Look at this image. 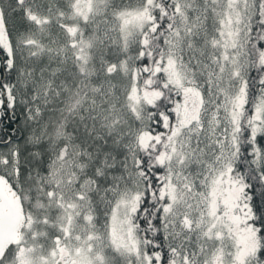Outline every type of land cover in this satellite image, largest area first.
<instances>
[{"label":"snow or ice","instance_id":"1","mask_svg":"<svg viewBox=\"0 0 264 264\" xmlns=\"http://www.w3.org/2000/svg\"><path fill=\"white\" fill-rule=\"evenodd\" d=\"M99 10L91 70L0 37V264H264V0Z\"/></svg>","mask_w":264,"mask_h":264},{"label":"rangeland","instance_id":"2","mask_svg":"<svg viewBox=\"0 0 264 264\" xmlns=\"http://www.w3.org/2000/svg\"><path fill=\"white\" fill-rule=\"evenodd\" d=\"M51 1V2H50ZM64 0H40V5L52 4L57 5L58 2ZM68 1V0H65ZM71 9L67 13L57 14L50 8H46L41 12L36 10L26 9L27 22L31 23L33 28L37 30L40 27H45V31H49L50 23H55L56 28L50 30L44 39L26 40V44H22L21 47L24 49V55L27 63L33 65L37 69V75H39V69L41 67H50L56 63L58 58L68 57V64L65 67L71 69L73 63H80L85 65L89 69V65L95 60L99 61L102 54L105 53L110 47V37L115 38L119 36L118 28L119 23L113 19L108 13L101 12L99 9L102 5L112 3V0H69ZM3 0H0L2 6V23H0V37L4 34L5 19L8 25L13 20H8V8L2 5ZM119 2V0H116ZM39 5V6H40ZM45 9V8H44ZM13 11V10H11ZM57 14V15H56ZM65 15V16H64ZM96 15L100 16L101 21L99 27L93 31V34L88 35L87 29L84 27V21H90ZM50 16L57 18L64 17L63 21L53 22ZM53 26V25H50ZM11 29V27H9ZM71 29L72 31H69ZM53 31V32H52ZM57 31V32H56ZM48 46V50L43 52L44 62H39L38 51L40 44L43 42ZM75 42V48L70 45ZM51 50V51H50ZM35 53V57H31L29 53ZM82 53V59L75 61L73 59L74 54ZM39 62V64H38ZM43 65V66H40ZM48 73L45 72V75Z\"/></svg>","mask_w":264,"mask_h":264},{"label":"trees","instance_id":"3","mask_svg":"<svg viewBox=\"0 0 264 264\" xmlns=\"http://www.w3.org/2000/svg\"><path fill=\"white\" fill-rule=\"evenodd\" d=\"M38 2H40V0H25V3L27 5H29V7L26 9H30L32 11L36 10V12H41L43 10H46V8H50L53 11H56L57 14L67 13L71 9V5L69 3L70 2L69 0L68 1L64 0L63 2H58L56 6L52 5V4L40 5V3H38ZM7 8H8V10H10V12H8L7 19L13 20V21L11 24L8 25L7 20L5 19L4 25L7 28L8 32L13 37L14 43L17 39H21V38L23 40L24 39H26V40L44 39L50 30H52V29L54 30L56 28L55 23L54 24L50 23V25H53V26H50V25L48 26L49 27L48 32L45 31V27H40L39 30H37L36 28H33L32 24L31 23L28 24L27 20H25L21 16L19 11L15 9L14 0L8 4ZM11 10H13V11H11ZM49 19H51V21H53V22H56V21L59 22V21H63L64 17H62L60 19V18H57L55 16H50ZM101 19L102 18H100V16L96 15L90 21H87L88 22L87 25L84 24V27L87 29L88 35L93 34V31L99 27V23H100ZM9 27H11V29H9ZM40 46L42 48L39 49L38 55H39V62L42 63L45 61V58L43 57V52L48 50V46L46 44H44V42L42 44H40ZM39 62H38V64H39ZM40 66H43V65H40ZM92 66H93V62L89 65V70H91Z\"/></svg>","mask_w":264,"mask_h":264},{"label":"bare ground","instance_id":"4","mask_svg":"<svg viewBox=\"0 0 264 264\" xmlns=\"http://www.w3.org/2000/svg\"><path fill=\"white\" fill-rule=\"evenodd\" d=\"M11 207V196L0 187V214L9 215L13 212Z\"/></svg>","mask_w":264,"mask_h":264},{"label":"flooded vegetation","instance_id":"5","mask_svg":"<svg viewBox=\"0 0 264 264\" xmlns=\"http://www.w3.org/2000/svg\"><path fill=\"white\" fill-rule=\"evenodd\" d=\"M12 1L13 0H3L2 5L7 8L8 4L11 3ZM0 6H1V4H0Z\"/></svg>","mask_w":264,"mask_h":264}]
</instances>
